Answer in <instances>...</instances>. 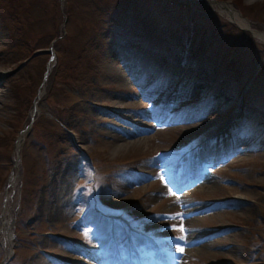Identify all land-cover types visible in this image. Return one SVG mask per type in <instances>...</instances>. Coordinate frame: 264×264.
<instances>
[{"label": "rangeland", "instance_id": "374dc122", "mask_svg": "<svg viewBox=\"0 0 264 264\" xmlns=\"http://www.w3.org/2000/svg\"><path fill=\"white\" fill-rule=\"evenodd\" d=\"M190 1L192 0H164V2L156 0L158 5H155L154 0H18L16 2L19 6L17 13L14 11L12 13H16L19 28L23 29V35L13 30L10 24L5 25L3 20L5 14L3 10L0 11V154L5 157L0 158V218L2 222L8 220L10 218L8 214L16 213L19 208L28 221L23 228L19 225L20 220L18 221L17 227L24 229L19 236L32 239L30 242L34 245V248L31 246L30 250L24 246V244L27 245L24 242L20 247L15 246L14 262L21 263L27 261L30 256L31 259H38L40 256L41 262L36 260L37 264H49L50 260L45 259L41 255L42 252L59 254L74 263L82 262L80 258L74 261L69 255L75 250L81 252L77 245H84L87 236L85 232L76 233L69 223L76 214L82 213L75 206L85 203L77 197L71 203L70 209L67 208L70 188L75 184L71 174L72 155L75 154L73 143L91 156L97 151L99 155H107L110 160L152 155L144 164V166H150L155 164V154L172 151L170 147L180 137L189 133L195 140H201L206 134L216 132L219 125L226 120L230 121L231 114L240 104L241 92L250 84L251 74L255 67L257 74L244 96L247 97V102L262 97L264 63L261 62L263 64L260 67L258 65L259 60L264 59V44H262L264 40L258 36L253 37L251 31L245 32L243 29L248 27L264 35V0H208L209 5L206 0H194L192 3ZM229 5L234 13L247 19L240 17L247 22V27H242L224 11L223 7H229ZM156 6L159 7L156 9ZM67 8L69 16L66 18L64 15ZM125 9L128 10L125 11ZM198 9L204 15L196 14ZM61 14L64 16L63 21L56 30L55 22ZM158 17L162 19V25L156 26L159 28L156 29L154 18ZM120 18L134 23L136 27L148 28L150 31L155 28L175 41L180 40L181 37L191 38L193 42H199L207 49L214 50L215 55L221 54L226 62L223 66L227 70V81L232 86L235 85V80H239L233 76L232 70L244 76L240 84L241 88L236 91L235 99L228 96L231 101L225 104L228 100L225 90L229 85L226 79H221L216 89V95L219 98L215 104L216 114L207 115L208 122L211 124L205 123L204 125L207 126H203V120L190 122L184 119L179 129L155 131L151 135H145L146 139L140 136L142 139L128 142V146L117 150V145L127 142L118 141L117 143L115 139L118 138L112 137L111 134H96L101 127L105 128L103 125L106 123L102 121L107 114L100 107L105 105L108 109L125 110L127 107L133 108L135 104L139 111L143 109L139 107L141 102L135 103L134 100L128 98L127 92L123 93L129 87L130 91L132 84L126 79V74L119 62L122 58L121 51L117 46H110L108 42L111 39L108 38L107 32L110 29L113 33L118 31L112 25ZM6 20L13 19L7 16ZM179 22H187L188 26L199 30L198 33L186 36L185 31L173 28V25ZM11 30L16 34H12ZM170 32L174 34L173 37ZM212 33L218 37L210 38ZM53 35H55L54 38H51ZM48 38L51 39L50 44L39 48V43L41 41L43 43ZM91 41H100L102 49L97 52L96 65L91 66L92 71L88 73L87 69L91 65L89 62L91 47L88 43ZM13 42L14 47L11 48L9 44ZM200 45L192 48L201 52ZM32 48H37L34 52L43 50V55L36 61L25 64L21 61L19 64V58L33 50ZM51 49L53 50L52 62H48ZM203 50L206 51V49ZM83 55L85 61L81 58ZM215 55L214 58H216ZM228 56L233 58V62ZM79 62L81 67L76 66ZM86 62L88 65H85ZM239 68H242V71ZM46 73L45 81L44 74ZM210 73L215 75L213 69ZM186 77V80H189L187 75ZM224 81L228 86H222ZM195 83L196 81H192L191 84L195 85ZM196 85L200 90L206 89L203 85ZM73 86L81 94L78 95L80 98L74 93ZM22 92H24L22 96L27 100L26 105L14 101L15 97ZM38 92L42 95L38 96ZM37 97L40 98L39 102L36 101L38 102L37 112L31 113L29 106L34 103L35 99L37 100ZM48 107L55 108L54 111L57 114L49 112ZM250 108L249 106L245 109L248 112L244 113L241 127L244 129L246 126V128L240 134L241 137L236 138L235 142L227 141L230 148L228 151L237 157L218 168L209 170L212 174L211 185L202 186L190 192L181 205L176 203L167 205L175 201L170 197H166L164 202L158 197L152 199L153 192L155 194L161 192L159 190L162 184L161 173L154 180L147 181L148 183L145 182L139 187H124L122 196L119 193L115 195L119 204L140 200L142 194L146 195L149 203L143 206L141 204L144 199L141 200L140 214L144 209L145 214H148L159 210L161 205H164L159 211L154 212L143 226L144 230L159 241L170 236L183 237V231L180 229L188 230L185 247L166 250L180 253L181 248L186 250V247L191 246L190 249L188 248L189 251L185 252V256L180 259V264H243L245 257L249 255H252L251 264H264V244L263 247H251L250 245L262 239L264 235V136H258L260 132L253 127L250 128L248 124L249 111L252 112ZM143 114L142 110L140 115ZM31 116L34 125L32 133L26 131L22 136L21 149L17 157L14 153L15 140L20 136L19 130L24 128L26 121H31ZM123 117L130 118L126 113ZM121 127L126 128L125 125ZM90 135H93L96 144L90 143ZM222 140L223 138L220 143ZM43 144L53 148L52 150L47 149L50 160L56 156L60 157L50 171ZM210 144L214 146L215 141ZM233 145H235L234 148ZM16 160L17 165L14 167ZM66 165L70 168L64 171ZM42 178L44 181L38 182ZM127 183L130 182L125 181V184ZM118 189L119 187L116 190ZM225 198L232 199L225 205L224 208L227 209L211 214L206 212L202 216L195 214L205 202L210 205L218 199ZM182 207H184L185 215L188 214V216L186 222L181 223V227H167L161 230L156 228L163 225L154 223L155 220L162 218L160 215L170 212L169 209L178 213ZM261 217H263L262 220ZM94 220L95 218L90 216L86 219L89 225ZM231 223L244 227L240 228L237 233L232 229V233L219 238L217 234L209 230L215 226H226ZM90 229L87 228V231ZM50 233L65 235L68 238L73 237L74 244L68 246L71 250L66 249L61 252L65 245H56V240L48 236ZM210 235L211 239H209ZM193 242H198V245L194 246ZM0 245L1 263L7 246L3 243ZM242 245L246 249L243 250ZM247 247L253 249L248 250Z\"/></svg>", "mask_w": 264, "mask_h": 264}, {"label": "trees", "instance_id": "16d2710c", "mask_svg": "<svg viewBox=\"0 0 264 264\" xmlns=\"http://www.w3.org/2000/svg\"><path fill=\"white\" fill-rule=\"evenodd\" d=\"M18 0H2L1 2H0V11H2L3 10V13L5 14V18L3 19L4 20V23H5V25H8V24H10L11 26H12V29L14 30L15 29V31L18 33L19 32V34H21V35H23V29L22 28H19V25H18V19L16 18V13H17V10H18V5H16V2H17ZM261 6V5H260ZM262 7V6H261ZM12 11H14V12H16V13H12ZM7 16H11V18L13 19V20H9V21H11V23L9 22V21H7L6 20V17ZM66 18L69 16V10H68V8L66 9V14L64 15ZM62 14L57 18V20H56V22H55V28H56V30L59 28V26L61 25V23H62V21H63V18L62 17H64ZM11 29V28H10ZM13 30H11V31H13ZM12 34H16L14 31H13V33ZM54 36L55 35H53L51 38H54ZM50 38H48L47 40H45L43 43H42V41L39 43V45H38V47L39 48H43V47H46V46H48L49 44H50V42H51V39L49 40ZM89 45H91V44H89ZM9 46L11 47V48H13L14 47V42L13 43H10L9 44ZM87 47V46H86ZM93 48V45H91V49ZM33 49V48H32ZM37 48H35V49H33V50H31L30 52L28 51V52H26V54H24V56H22L21 58H19L20 60L18 61V63L19 62H21V61H23V60H25V59H27L28 57H31V55L34 53V51L36 50ZM40 58V56H38V57H35L34 59H31L32 61L34 60V61H36V60H38ZM77 65L79 66V63H77ZM25 92V91H24ZM24 92H22L21 94H18L17 95V97H15V100L14 101H18V102H21V104H23V105H25V99H24V96H22L23 95V93ZM22 96V97H21ZM20 97H21V99H20ZM26 108V107H25ZM2 157V159H4L5 157L3 156V155H1L0 154V158Z\"/></svg>", "mask_w": 264, "mask_h": 264}, {"label": "bare ground", "instance_id": "6f19581e", "mask_svg": "<svg viewBox=\"0 0 264 264\" xmlns=\"http://www.w3.org/2000/svg\"><path fill=\"white\" fill-rule=\"evenodd\" d=\"M223 9H224V11L230 16L231 19H233L235 22H239V24H240L242 27H247V26H248V24H247V22H246L245 20H242L238 14L234 13V12L232 11V9H230V5H229V7H228V6L223 7ZM246 29H250V28L247 27ZM246 29H245V30H246ZM250 30L253 32V35H254V36H256V37L258 36V37H260V38H263V40H264V35L260 34L259 32L254 31V30H252V29H250ZM0 73H1V71H0ZM128 145H129L128 142L125 143V144L117 145V150H119V149H123V148H125V147L128 146Z\"/></svg>", "mask_w": 264, "mask_h": 264}, {"label": "snow or ice", "instance_id": "6c2138e0", "mask_svg": "<svg viewBox=\"0 0 264 264\" xmlns=\"http://www.w3.org/2000/svg\"><path fill=\"white\" fill-rule=\"evenodd\" d=\"M180 230L183 231L182 228H181ZM179 239H180V240H183V237H180ZM180 251H183V248H181Z\"/></svg>", "mask_w": 264, "mask_h": 264}]
</instances>
